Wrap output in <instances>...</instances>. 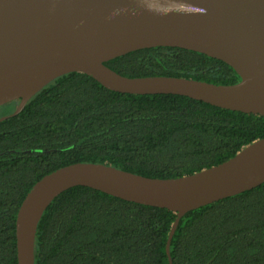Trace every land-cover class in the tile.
<instances>
[{
  "label": "trees",
  "instance_id": "16d2710c",
  "mask_svg": "<svg viewBox=\"0 0 264 264\" xmlns=\"http://www.w3.org/2000/svg\"><path fill=\"white\" fill-rule=\"evenodd\" d=\"M127 78L174 77L213 85L240 81L224 62L174 47L103 63ZM0 107V264H16L15 220L42 177L96 163L152 179L197 173L264 138V117L184 96L110 91L81 73L62 75L14 115ZM176 214L73 187L43 212L34 264H264V183L189 211L165 245Z\"/></svg>",
  "mask_w": 264,
  "mask_h": 264
},
{
  "label": "water",
  "instance_id": "95a60500",
  "mask_svg": "<svg viewBox=\"0 0 264 264\" xmlns=\"http://www.w3.org/2000/svg\"><path fill=\"white\" fill-rule=\"evenodd\" d=\"M154 47L220 60L240 81L213 85L174 77L127 78L103 65ZM68 73L90 76L117 93L178 95L264 117V0H0V107L18 100L9 116L16 115L36 92ZM262 183L264 138L223 163L179 178L152 179L96 163L64 166L37 181L19 206L16 264H34L43 212L73 187L175 213L165 245L169 258L181 217Z\"/></svg>",
  "mask_w": 264,
  "mask_h": 264
}]
</instances>
